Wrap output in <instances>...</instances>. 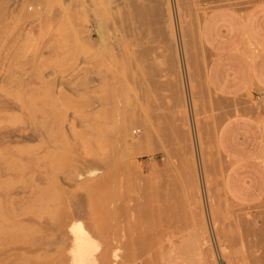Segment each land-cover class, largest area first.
<instances>
[{
  "label": "rangeland",
  "instance_id": "obj_1",
  "mask_svg": "<svg viewBox=\"0 0 264 264\" xmlns=\"http://www.w3.org/2000/svg\"><path fill=\"white\" fill-rule=\"evenodd\" d=\"M84 1L0 0V108L29 107L18 115L0 109L1 137L10 142L3 147L18 140L33 147L22 167L2 166L0 157V264H68L63 229L72 218L99 241L96 264H208V256L215 264H264L256 259L264 197L228 200L214 142L223 118L264 107V93L212 92L198 34L210 9L244 10L259 0H168L172 25L164 0ZM44 80L53 81L54 97ZM62 88L67 96L58 101ZM72 126L82 136L67 144L62 133L74 136ZM24 130L37 138L21 140ZM250 227L260 228L252 230L257 243Z\"/></svg>",
  "mask_w": 264,
  "mask_h": 264
},
{
  "label": "crops",
  "instance_id": "obj_2",
  "mask_svg": "<svg viewBox=\"0 0 264 264\" xmlns=\"http://www.w3.org/2000/svg\"><path fill=\"white\" fill-rule=\"evenodd\" d=\"M199 39L208 53L205 81L212 92L234 98L264 93V0L246 9L227 6L207 11ZM215 146L223 161L221 186L232 203L250 204L264 197V107L234 113L217 125Z\"/></svg>",
  "mask_w": 264,
  "mask_h": 264
},
{
  "label": "bare ground",
  "instance_id": "obj_3",
  "mask_svg": "<svg viewBox=\"0 0 264 264\" xmlns=\"http://www.w3.org/2000/svg\"><path fill=\"white\" fill-rule=\"evenodd\" d=\"M84 1V0H83ZM109 1H111V0H109ZM126 1V0H125ZM132 1V0H131ZM85 2V1H84ZM135 2V1H134ZM140 2V1H139ZM145 2V1H144ZM85 3H87V2H85ZM110 3H112V2H110ZM151 3V2H150ZM164 4L166 5V11H167V15H168V17H167V19H168V22L170 23V25H172V20H171V16H170V9H169V4H168V0H164ZM84 5V4H83ZM91 5V4H90ZM156 5V4H155ZM71 6V5H70ZM87 6V5H86ZM159 6V5H158ZM161 7V6H160ZM89 8V7H88ZM117 8V7H116ZM154 8V7H153ZM157 8V7H156ZM155 8V9H156ZM65 9V8H64ZM67 9V8H66ZM146 9V8H145ZM150 9L151 10H153L151 7H150ZM86 10H87V8L85 9L84 8V11L86 12ZM150 10V11H151ZM157 10V9H156ZM65 11V10H64ZM83 11V10H82ZM138 11V10H137ZM147 11V10H146ZM131 12V11H130ZM142 12V11H141ZM154 12V11H153ZM157 12V11H156ZM156 12H154L153 14H156ZM75 13V12H74ZM78 13V12H77ZM81 13V12H80ZM138 13V12H137ZM136 13V14H137ZM140 13V12H139ZM146 13H148V11L146 12ZM151 13V12H150ZM84 14V13H83ZM131 14V13H130ZM144 14V13H143ZM149 14V13H148ZM147 14V15H148ZM152 14V13H151ZM64 15H67V14H64ZM140 15V14H139ZM69 15H67V18H69L68 17ZM79 16V15H78ZM136 16V15H135ZM138 16V15H137ZM112 19V18H111ZM133 19V18H132ZM140 19V18H139ZM155 19V18H154ZM69 20V19H68ZM135 20V19H134ZM137 20V19H136ZM84 21V20H83ZM114 21V20H113ZM139 21H142V20H139ZM149 21V20H148ZM152 21V20H151ZM42 22V21H41ZM84 22H86V21H84ZM145 22V21H144ZM146 23H147V21H146ZM146 23H144V24H146ZM40 24V23H39ZM133 24V23H132ZM137 24V23H136ZM148 24V23H147ZM141 25V24H140ZM134 26V25H133ZM143 26V25H142ZM99 29V28H98ZM143 29V28H142ZM42 30V29H41ZM123 30V29H122ZM131 30V29H130ZM86 31V30H85ZM100 31H101V29H100ZM124 31V30H123ZM138 31V30H137ZM143 31V30H142ZM89 32V31H88ZM147 32V31H146ZM172 32V34H171V37H172V39H173V31H171ZM44 33V32H43ZM109 33H110V31H109ZM116 33V32H115ZM142 33V32H141ZM103 35V34H102ZM106 35V34H105ZM101 36V35H100ZM142 36H144L143 34H142ZM136 37V36H135ZM153 37V36H152ZM98 38V37H97ZM102 38H104V37H102ZM151 38V37H150ZM34 39V38H33ZM87 39V38H86ZM100 39V38H99ZM135 39V38H134ZM148 39V38H147ZM132 40V39H131ZM141 40V39H140ZM100 42V41H99ZM98 42V43H99ZM89 43V42H88ZM122 43V42H121ZM34 46H35V42H34ZM114 46V45H113ZM109 56V55H108ZM111 59V58H110ZM40 61V60H39ZM38 61V62H39ZM43 62V61H42ZM109 62V61H108ZM35 64V63H34ZM40 64V63H39ZM43 64V63H42ZM35 69V68H34ZM100 72V71H99ZM109 75V74H108ZM96 76V75H95ZM101 75H99V77H100ZM87 77V76H86ZM108 78V77H107ZM85 79V78H84ZM100 79H102V78H100ZM177 79H179L178 81L176 80V82L177 83H179L180 84V78L178 77ZM49 81V80H48ZM48 81H46V80H44V83H42V85L44 86L43 87V90H44V92H45V94L46 95H49L50 97H54L53 96V93L55 94V93H57V92H55L56 91V89H54L55 87H53V81L52 82H48ZM62 82V81H61ZM104 82H106V81H104ZM59 83V82H58ZM96 83V82H95ZM100 84H101V82H99ZM109 83V82H108ZM104 84V83H103ZM76 85V84H75ZM78 85V84H77ZM96 85V84H95ZM29 86V85H28ZM56 86V85H55ZM58 86V85H57ZM104 86V85H103ZM89 87V86H88ZM104 87H106V86H104ZM27 88V86L25 87V89ZM28 89H29V87H28ZM27 89V91L26 92H29V90H30V92H31V88L28 90ZM59 90V89H58ZM68 90V89H67ZM33 91V90H32ZM58 94L59 95H57V97H55V99H57L58 101L62 98L63 99V97L66 95V93H65V91L63 90V88L61 89V90H59L58 91ZM67 96V95H66ZM98 96V95H97ZM84 97V96H83ZM99 97V96H98ZM67 99V98H66ZM69 99H71V97L69 98ZM54 100V99H53ZM64 100V99H63ZM61 101V100H60ZM104 102V101H103ZM24 103H28V102H24ZM30 103V102H29ZM28 103V105L29 106H31V104H29ZM22 104V102L19 104V105H21ZM25 105H27V104H24L23 106H19V107H22V108H20V110H21V112L23 113V111H22V109H25V108H27V107H24ZM24 107V108H23ZM1 109V108H0ZM19 110V109H18ZM3 111V113H4V115L5 114H12V115H15V114H17V111H12V110H2L1 109V112ZM21 112L20 113H18V114H21ZM25 112H29V107H28V110L26 109V111ZM3 113H0V115L1 114H3ZM17 114V115H18ZM16 115V116H17ZM9 116V115H8ZM1 117V116H0ZM0 119H2V118H0ZM71 123V122H70ZM73 123V122H72ZM2 127V126H1ZM1 129V128H0ZM126 129V128H125ZM65 130V129H64ZM86 130V129H85ZM70 131H72L73 133H74V138L72 137V136H70V134L68 133L67 134V132L66 131H64L62 134H63V136L65 137L64 139L66 140V143H67V141H68V143H70L72 140H75V138H76V140H79V138L82 136L80 133L81 132H79V131H77L76 129H74V127L72 126L71 127V130ZM69 131V132H70ZM80 131H81V129H80ZM83 132H84V129H83ZM24 133H26L25 135H20L21 136V140H33V139H36L37 138V136L35 135V134H33V132L32 131H30V132H28L27 130H24ZM87 133V132H86ZM1 134H2V132H0V157H1V159H2V156H3V158H5V159H3L2 161H1V163H4V165H2V166H5L6 167V165H7V163H9L10 162V164H8L9 165V167H11L12 168V166H13V163H11V162H15V161H17V162H15L14 163V166L15 167H19V166H21L22 165V163L20 162V161H23V163H27L28 164V162H30L32 159L30 158V161L29 160H25L28 156H29V154L31 153V149H33V147H32V145H31V147L29 146V145H26V144H20V141L18 140V143H15V144H17V145H15L14 144V146L13 145H10V146H13L12 147V150H11V148H10V151H8L7 149L8 148H6V147H8L9 146V143L7 144L6 143V139L4 138V137H1ZM129 134V133H128ZM127 135V134H126ZM40 137L42 138V136H38V138L40 139ZM44 138V137H43ZM46 138V137H45ZM78 138V139H77ZM72 139V140H71ZM81 139V138H80ZM42 140H44V139H40V140H37V141H41L40 143L41 144H44L43 143V141ZM46 140V139H45ZM45 140H44V142H45ZM48 140V139H47ZM64 140V141H65ZM5 141V142H4ZM9 140H7V142H8ZM4 142V143H3ZM17 142V141H16ZM46 143H47V141H46ZM67 143V144H68ZM73 143V142H72ZM4 144V145H3ZM76 144V143H75ZM74 144V145H75ZM6 145V147H3V146H5ZM77 145V144H76ZM34 146V145H33ZM37 146V145H36ZM39 149V148H38ZM6 152V153H5ZM24 154V155H23ZM28 156H27V155ZM24 156H26V157H23ZM34 156H35V154H34ZM20 157H22V158H20ZM9 159V161L7 162L6 160H8ZM23 159V160H22ZM27 159H29V157L27 158ZM83 159V158H82ZM38 160V159H37ZM81 160V159H80ZM184 160V159H183ZM190 160V159H189ZM5 161H6V164H5ZM33 161V160H32ZM82 162V161H81ZM193 162V161H192ZM19 164V166L18 165H15V164ZM31 163V162H30ZM33 163V162H32ZM37 163V162H36ZM35 163V164H36ZM27 164H25V166L27 165ZM188 164V163H187ZM193 164V163H192ZM12 165V166H11ZM31 165V164H30ZM13 166V167H14ZM24 166V165H23ZM27 166H29V165H27ZM192 166V165H191ZM3 168V169H8L9 167L7 166V168ZM22 167V166H21ZM189 167H190V165H189ZM193 167V166H192ZM29 168V167H28ZM12 169H14V168H12ZM12 169H10V170H12ZM19 169V168H18ZM183 169V168H182ZM190 169V171L193 169H191V167L189 168ZM5 170V171H6ZM19 170H21V169H19ZM33 170V169H32ZM188 170V169H187ZM14 171V170H13ZM122 171V170H121ZM193 171V170H192ZM15 172H17V171H15ZM22 172V171H21ZM28 172V171H27ZM32 172H34V171H32ZM185 172V171H184ZM184 172H183V174H184ZM20 173V172H19ZM22 174V173H21ZM33 174V173H32ZM49 174V173H48ZM187 174V173H186ZM9 175H10V173H9ZM27 175V174H26ZM51 175V174H50ZM77 175V174H76ZM93 175H95V174H93ZM102 175V174H101ZM194 175H195V173H194ZM3 176H4V174H3ZM5 176H7L6 178L7 179H9L10 177H8V174L7 175H5ZM24 176V175H23ZM48 176V175H47ZM53 176V175H52ZM122 176V175H121ZM75 177H77V176H75ZM123 177V176H122ZM194 177V176H193ZM29 178H31V177H29ZM38 178V177H37ZM47 178V177H46ZM96 178H98V177H96ZM101 178V177H100ZM125 178V177H124ZM184 178H187V177H185V175H184ZM184 178H182V179H184ZM13 179V178H12ZM81 179V178H80ZM123 179V178H122ZM193 179V178H192ZM52 180L54 181V179L52 178ZM86 180V179H85ZM120 180V179H119ZM0 181H1V179H0ZM10 181V180H9ZM182 181H184V180H182ZM191 181V180H190ZM194 181V180H193ZM2 182V181H1ZM5 182V181H4ZM84 182V181H83ZM95 182V181H94ZM188 182V181H187ZM11 183H12V181H11ZM57 183V182H56ZM191 183H192V181H191ZM1 184V183H0ZM2 184H4V183H2ZM1 184V185H2ZM8 184V183H7ZM186 184V183H185ZM0 185V186H1ZM6 185V184H5ZM58 185V184H57ZM8 186V185H7ZM7 188V187H6ZM4 191V190H3ZM7 192V191H6ZM8 193V192H7ZM167 199V198H166ZM12 200H14V199H12ZM170 201V200H169ZM6 202V201H5ZM165 202H166V200H165ZM11 203V202H10ZM15 203V202H14ZM8 204V203H7ZM167 204H170V203H167ZM12 205H14V204H12ZM165 205V204H164ZM173 205V204H172ZM19 206V205H18ZM21 206V205H20ZM23 206V205H22ZM156 206V205H155ZM169 206V205H168ZM12 207V206H11ZM143 207V206H142ZM158 207V206H157ZM162 207V206H161ZM165 207V206H164ZM156 208V207H155ZM169 208V207H168ZM19 209V208H18ZM22 209H23V207H22ZM28 209V208H27ZM160 209V208H159ZM165 209V208H164ZM141 210H142V208H141ZM166 211V210H165ZM29 212H31V211H29ZM30 214V213H29ZM144 214V213H143ZM162 214V213H161ZM170 214V213H169ZM36 215V214H35ZM160 215V214H159ZM248 215V214H247ZM246 215V216H247ZM19 216V215H18ZM73 217H74V215H72ZM76 216V215H75ZM87 216V215H86ZM91 216V215H90ZM246 216H243L244 218H247ZM34 217V216H33ZM40 217V216H39ZM147 217V216H146ZM254 217V216H253ZM29 218V217H28ZM70 218H72L71 216H70ZM138 218V217H137ZM140 218H141V215H140ZM139 218V219H140ZM144 218V217H143ZM156 218V217H155ZM37 219H40V218H38L37 217ZM142 219V218H141ZM262 219V218H261ZM21 221L23 220V219H20ZM31 220V219H30ZM72 222L69 220V222H71V223H69L68 221V223L66 222L65 223V225H66V227H67V224H68V229L65 227V225H64V235L66 236V234H67V237H68V239H67V242H68V240H69V242H70V245H69V248H68V250L66 251L67 253H65V251H64V255L63 256H68V258L67 259H65V260H67L68 262H66V263H68V264H96V262H97V258H96V252L98 251V248H99V241L97 240V239H95V237H93L92 236V234L91 233H93V231L91 230V233L87 230V226L86 225H84L79 219L77 220V219H75L74 220V218H72ZM138 220V219H137ZM145 220V219H144ZM150 220H151V218H150ZM247 220V219H246ZM15 221V220H14ZM90 221V220H89ZM153 221H154V219H153ZM24 222H26V221H24ZM40 222H42V221H40ZM39 222V223H40ZM154 222H156V221H154ZM153 222V223H154ZM161 222V221H160ZM167 222V221H166ZM32 223V222H31ZM36 223V222H35ZM57 223V222H56ZM137 223H138V221H137ZM165 223V222H164ZM168 223V222H167ZM251 223V222H250ZM249 223V224H250ZM144 224V223H143ZM146 224H147V222H146ZM146 224H145V226H146ZM155 224V223H154ZM157 224H159V223H157ZM156 224V225H157ZM1 225V224H0ZM21 225V224H20ZM19 225V226H20ZM23 225V224H22ZM38 224H36V226H37ZM42 225V224H41ZM45 225H47V224H45ZM150 225V224H149ZM156 225H153V226H156ZM162 225V224H161ZM38 226H40V224L38 225ZM50 226V225H49ZM86 226V227H85ZM143 226V225H142ZM153 226H151L152 228H153ZM27 227V226H26ZM41 227V226H40ZM51 227V226H50ZM63 227V226H62ZM147 227V226H146ZM4 228V227H3ZM25 227L23 226V229H24ZM33 228V227H32ZM37 228V227H36ZM57 228V227H56ZM144 228V227H143ZM147 228H150V227H147ZM163 228V227H162ZM5 229V228H4ZM19 229V228H18ZM20 229H21V227H20ZM19 229V230H20ZM23 229H22V231H21V233L23 232ZM30 229H31V227H30ZM142 229V228H141ZM261 231H260V228L259 229H254L253 227L251 228L250 227V232H251V236L252 235H254V234H252V232L255 230V231H260V232H263L264 231V219H262V223H261ZM1 230L2 229H0V232H1ZM8 230H10V228L8 229ZM29 230V229H28ZM35 230V229H34ZM40 230H41V228H40ZM51 230V229H50ZM65 230H67V231H65ZM253 230V231H252ZM39 231V230H38ZM150 231V230H149ZM166 231V230H165ZM10 232V231H9ZM25 232V231H24ZM66 232V233H65ZM68 232V233H67ZM147 232V236H148V230L146 231ZM154 232V231H153ZM152 232V233H153ZM164 232V231H163ZM2 233V232H1ZM32 233V232H31ZM258 233V232H257ZM264 233V232H263ZM4 234V233H3ZM26 234V233H25ZM48 234V233H47ZM69 234V235H68ZM160 234H162V232L160 233ZM260 234H262V233H260ZM94 235V234H93ZM153 235V234H152ZM156 235V234H155ZM173 235V234H172ZM258 234H255L254 236L256 237ZM31 236H32V234H31ZM34 236V235H33ZM64 236V237H65ZM157 236V235H156ZM163 236V235H162ZM254 236H252L251 237V239L249 238V240L251 241V242H255V243H257L258 241L256 240V239H258V238H256L255 239V237ZM261 236H264L263 234L261 235ZM6 237V236H5ZM66 237V238H67ZM161 237V236H160ZM258 237H260V236H258ZM48 238V237H47ZM136 238H138L137 236H136ZM135 238V239H136ZM139 238H140V236H139ZM139 238H138V240H139ZM162 238V237H161ZM15 239V238H14ZM19 239V238H18ZM39 239V238H38ZM141 239V238H140ZM155 239H156V237H155ZM172 239V238H171ZM255 239V240H254ZM264 239V238H263ZM0 240H2V239H0ZM41 240V239H40ZM163 240V239H162ZM259 240V239H258ZM7 241H8V238H7ZM45 241V240H44ZM157 241V240H156ZM160 241H161V239H160ZM174 241V240H173ZM207 241V244H209V241H208V238H207V236H206V238H205V242ZM3 242V241H2ZM36 242V241H35ZM42 242V241H41ZM132 242H133V239H132ZM138 242V241H137ZM148 242V241H147ZM168 242V241H167ZM142 243V242H141ZM140 243V244H141ZM2 243H0V245H1ZM8 244V243H7ZM15 244H17V243H15ZM38 244V243H37ZM52 244V243H51ZM68 244V243H67ZM143 244H144V242H143ZM149 244H152V242L151 243H149ZM154 244V243H153ZM152 244V245H153ZM260 244V245H259ZM259 244H257L256 245V249L258 250H256V252L258 253V255L256 254V252H255V255H257L256 256V259H257V257L259 256V261L261 260V259H264V247L263 246H261V243H260V241H259ZM4 245V244H3ZM32 245V244H31ZM167 245V244H166ZM264 245V244H263ZM13 246V245H12ZM43 246V245H42ZM45 246V245H44ZM58 246V245H57ZM151 246V245H150ZM169 246V245H168ZM261 246V247H260ZM5 247V246H4ZM59 247V246H58ZM141 247H143V246H141ZM149 247V246H148ZM209 247V246H208ZM260 248V249H258V248ZM2 248V247H1ZM0 248V249H1ZM60 248V247H59ZM63 248V247H62ZM102 248V247H101ZM135 248V247H134ZM143 248H145V245H144V247ZM147 248V247H146ZM149 248H151V247H149ZM153 248V247H152ZM165 248V247H164ZM140 249V248H139ZM148 249V248H147ZM147 249H145V250H147ZM11 250V249H10ZM46 250V249H45ZM66 250V249H65ZM141 250V249H140ZM143 250V249H142ZM144 250V251H145ZM154 250V249H153ZM170 250V249H169ZM211 250V249H210ZM254 250V251H255ZM259 250L261 251V252H259ZM18 251V250H17ZM50 251V250H49ZM56 251V250H55ZM156 251V250H155ZM173 251V250H172ZM7 252V251H6ZM22 252V251H21ZM24 252V251H23ZM142 252V251H141ZM24 253H26V252H24ZM53 253V252H52ZM158 253V252H157ZM180 253V252H179ZM184 253V252H183ZM208 253V252H207ZM206 253V254H207ZM212 253V252H211ZM211 253L209 254V255H211ZM19 254V253H18ZM28 254V253H27ZM42 254V253H41ZM40 254V255H41ZM55 254V253H54ZM173 254H176V253H173ZM208 254H207V256H208ZM5 255V254H4ZM11 255V254H10ZM14 255V254H13ZM21 255H22V253H21ZM24 255V257H25V255L26 254H23ZM29 255V254H28ZM39 255V254H38ZM172 255V254H171ZM1 256V255H0ZM9 256V255H8ZM19 256V255H18ZM17 256V257H18ZM47 256V255H46ZM50 256V255H49ZM66 256V257H67ZM173 256V255H172ZM180 256V255H179ZM20 257V256H19ZM27 257V256H26ZM25 257V259H27ZM31 257V256H30ZM45 257V256H44ZM153 257V256H152ZM157 257V256H156ZM261 257V258H260ZM51 258V257H50ZM53 258V257H52ZM173 258V257H172ZM177 258V257H176ZM208 259L207 260H210V263L212 264H215V261L213 262V260L211 259V257L209 258V256L207 257ZM213 258V257H212ZM1 259V258H0ZM28 259L30 260V258L28 257ZM27 259V260H28ZM32 259V258H31ZM41 259V258H40ZM15 260H18V259H15ZM14 260V261H15ZM23 260V259H22ZM26 260V261H27ZM28 260V261H29ZM62 260V259H61ZM147 260V259H146ZM3 261V260H2ZM179 261V260H178ZM6 262V261H5ZM20 262V261H19ZM183 262V261H182ZM263 262V261H262ZM262 262H259V263H262ZM32 263V262H31ZM46 263V262H45ZM189 263V262H188ZM209 262H208V264H210ZM264 263V262H263ZM23 264H25V263H23ZM29 264H30V262H29ZM60 264H61V261H60ZM63 264V263H62ZM65 264V263H64ZM146 264H148V263H146ZM167 264H168V262H167ZM233 264V263H232Z\"/></svg>",
  "mask_w": 264,
  "mask_h": 264
},
{
  "label": "built area",
  "instance_id": "obj_4",
  "mask_svg": "<svg viewBox=\"0 0 264 264\" xmlns=\"http://www.w3.org/2000/svg\"><path fill=\"white\" fill-rule=\"evenodd\" d=\"M132 133H135V130H133Z\"/></svg>",
  "mask_w": 264,
  "mask_h": 264
}]
</instances>
